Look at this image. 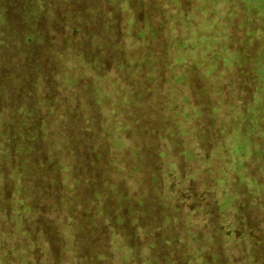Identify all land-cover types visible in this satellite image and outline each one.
Instances as JSON below:
<instances>
[{
    "label": "rangeland",
    "instance_id": "1",
    "mask_svg": "<svg viewBox=\"0 0 264 264\" xmlns=\"http://www.w3.org/2000/svg\"><path fill=\"white\" fill-rule=\"evenodd\" d=\"M9 20L39 37L30 100ZM2 245L264 264V0H0Z\"/></svg>",
    "mask_w": 264,
    "mask_h": 264
},
{
    "label": "trees",
    "instance_id": "2",
    "mask_svg": "<svg viewBox=\"0 0 264 264\" xmlns=\"http://www.w3.org/2000/svg\"><path fill=\"white\" fill-rule=\"evenodd\" d=\"M22 9H24L25 15L28 16V12L27 11H29V7H27V6L26 7H22ZM6 10H7L6 8H2L1 9V13H3ZM19 10L20 9H18V8L16 9V7H15L12 10L13 13H14V15H12V16L13 17L14 16L17 17L16 14L18 13ZM3 17L6 19L5 13H4ZM14 21H15V19H14ZM16 22L11 23V21H10V23H8V26L7 27L10 28V30L12 32V35L6 34L5 35V38L4 39H1V41L2 42H5V39H9V38L14 39V47H15L17 53H18L16 59L18 60L20 58L19 61H21V64H24L25 62H27V64L25 63V65H23V68L24 69L22 70V73H25L26 75H24V77H19V79L22 78V79H24L26 81L27 87H25V89H24V93H23L24 95L23 96L26 99L30 100V98L32 97L31 91L33 90V75L31 74L32 67H33V61L29 62V60H30V57L31 56H34V57L37 56V52L34 51L33 43L34 44L37 43V37H38V35H37V32L33 31L30 28V26H26V25H24L25 27H23L22 25L19 26L18 25L19 21L16 20ZM15 42H16V44H15ZM5 44H6V47L9 45L8 42H6ZM48 48L49 47L47 46V50H48ZM47 55H48V53H47ZM34 61L37 62V65L39 64L36 59H34ZM47 66L50 67L51 64L50 65L48 64ZM30 67H31V69H30ZM41 67L43 68V66H41ZM22 81H20V82H22ZM20 82L17 83V86L18 87H19V85L21 86V83ZM11 87H13V85H11ZM17 96H19V95L17 94ZM48 104L51 105V101L48 100ZM17 110L18 109H16V111ZM44 124H45V121H39V122L37 121V125H38L39 130L41 129L42 126H44ZM36 132L38 134V131H36ZM29 134H30V137L29 138L26 137L25 140H29V139L32 140L33 139L34 135H32V132L29 133ZM16 136H19L20 137L21 136L20 132L16 133ZM34 138H36V137H34ZM22 140L25 141L23 139V137L21 136V142H22ZM20 178H21V176H20ZM25 193H26V191H25ZM25 193L21 194V198L24 196L23 198L26 200L27 197L25 196ZM9 200H11V197L9 198ZM9 205H10V203H9ZM25 205H26V202H25ZM5 223L6 224L9 223L8 220H5ZM20 225L22 226V221H21V224ZM5 246H7V248ZM12 247H14V246H10V245H2V246H0V250H2V252L4 254V258H5L3 260L4 261L3 264H6L8 257L11 254H14V252H16L14 250V248H12Z\"/></svg>",
    "mask_w": 264,
    "mask_h": 264
}]
</instances>
